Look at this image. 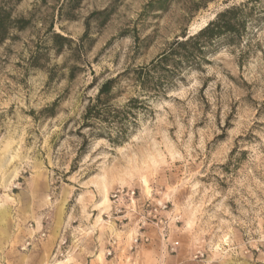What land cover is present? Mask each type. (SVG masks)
<instances>
[{
	"label": "rangeland",
	"instance_id": "374dc122",
	"mask_svg": "<svg viewBox=\"0 0 264 264\" xmlns=\"http://www.w3.org/2000/svg\"><path fill=\"white\" fill-rule=\"evenodd\" d=\"M150 1L14 5L28 23L0 44V264H264V22L206 46L121 145L80 129L103 81L246 0ZM128 77L116 107L142 94Z\"/></svg>",
	"mask_w": 264,
	"mask_h": 264
},
{
	"label": "trees",
	"instance_id": "16d2710c",
	"mask_svg": "<svg viewBox=\"0 0 264 264\" xmlns=\"http://www.w3.org/2000/svg\"><path fill=\"white\" fill-rule=\"evenodd\" d=\"M20 0H0V44L9 36L10 30L26 27L28 19L13 15V7ZM81 0H63L59 7L60 15H68ZM255 0H246L237 5L228 6L217 12L213 19L193 34L183 32L148 63L135 68H126L113 78L103 81L94 98L89 99L82 116L80 129L88 128L89 137L104 138L113 145H121L130 137L137 123V111L149 107V99L164 92L175 76L180 77L183 70L198 66L205 53L206 46L214 41L234 43L239 40L249 20L264 22V6L256 11ZM165 0H151L146 8L164 9ZM63 9H67L62 13ZM255 18L252 19L253 14ZM86 35V34H84ZM84 37V36H82ZM54 46L59 50L66 37L58 33L52 35ZM82 40V39H81ZM131 76L142 94L129 97L119 107L112 104L119 91H113L115 84L122 78ZM87 141V139H85Z\"/></svg>",
	"mask_w": 264,
	"mask_h": 264
},
{
	"label": "bare ground",
	"instance_id": "6f19581e",
	"mask_svg": "<svg viewBox=\"0 0 264 264\" xmlns=\"http://www.w3.org/2000/svg\"><path fill=\"white\" fill-rule=\"evenodd\" d=\"M101 200H102L101 201V204H103V206H105L104 204H107L108 203V197H107V194H106L105 190L103 192V195H102ZM0 213H1V217H4L5 212L1 211Z\"/></svg>",
	"mask_w": 264,
	"mask_h": 264
}]
</instances>
